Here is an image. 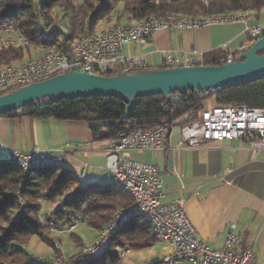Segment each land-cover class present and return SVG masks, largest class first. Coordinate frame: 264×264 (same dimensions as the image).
<instances>
[{"label":"trees","instance_id":"obj_1","mask_svg":"<svg viewBox=\"0 0 264 264\" xmlns=\"http://www.w3.org/2000/svg\"><path fill=\"white\" fill-rule=\"evenodd\" d=\"M264 0H0V28L14 27L29 40L28 47H1L0 67L20 62L30 47L41 49L52 45L67 47L68 41L94 31L103 20L119 13L128 21L151 17L163 18L179 13L193 17L237 11H259ZM69 17L67 32L51 31L53 38L42 36L39 18L51 22ZM120 19V16L118 17ZM215 53L206 56L204 65H220L223 60ZM161 68H168L162 66ZM123 68L99 71L101 75H117ZM12 88L0 92L6 94ZM179 100L167 101L162 94L139 98L129 118L125 119L127 104L119 97H86L41 100L2 116L84 121L89 124L95 141L108 140L127 126L139 127L165 124L181 128L197 120L212 99L215 105H240L264 109V77L253 81L211 91L179 94ZM58 204L57 209L40 220L42 202ZM132 197L110 182H86L81 187L77 171L70 166H44L26 172L8 159L0 161V264L32 263L24 245L32 236H38L51 245L56 254L63 256L57 241L50 237L53 230L74 227L88 222L98 231L114 217L118 208L129 206ZM159 239L152 234L151 222L136 216L118 228L110 246L101 255L81 252L71 256L69 264H116L121 260L120 250L143 249L153 246Z\"/></svg>","mask_w":264,"mask_h":264},{"label":"built area","instance_id":"obj_2","mask_svg":"<svg viewBox=\"0 0 264 264\" xmlns=\"http://www.w3.org/2000/svg\"><path fill=\"white\" fill-rule=\"evenodd\" d=\"M119 16L122 15L115 13L113 18ZM248 17V11L198 17L174 13L163 18L151 17L117 24L102 31L85 30L68 41L66 48L52 45L34 58L0 67V92L66 73L75 66L79 67L78 70L96 74L116 68L126 71L149 69L146 58L125 55L124 47L144 45L160 30L200 29L211 25L245 23V32L254 42L264 34V26L249 24ZM39 22L42 36L50 38H53L52 30L67 32L69 27V17L63 14L56 21L47 22L40 17ZM9 46L28 47L29 40L12 26L1 27L0 48ZM243 52L244 49L240 48L237 53L228 54L223 63L234 62ZM195 54L194 58L185 59L186 65L204 64L201 53ZM183 58L169 51L165 55L164 66L177 67ZM200 93L209 92H195L196 95ZM172 99L179 100V95L173 94ZM170 130L171 127L165 124L127 126L121 133L108 139L106 168L111 172L113 182L132 197V203L118 209L113 219L99 231L97 241L83 247L82 252L94 256L103 254L118 228L132 218L142 216L151 222L152 234L171 248L166 256L154 264H259L253 248H239L241 238L234 232L235 224L231 225L222 248H212L203 242L186 212L185 199L163 202L166 188L159 168L155 164L131 157L133 151H166L169 148ZM181 133L179 149H197L210 142L241 139L249 149L259 151L264 149V109L245 104L206 107L197 120L181 128ZM8 160L17 163L26 172L44 166L70 165L68 154L63 150L48 151L37 147L28 151H13ZM87 167L85 163L77 170L81 187H86ZM57 248H60L58 244ZM31 262L69 264L67 258L59 255L53 259L31 256Z\"/></svg>","mask_w":264,"mask_h":264},{"label":"crops","instance_id":"obj_3","mask_svg":"<svg viewBox=\"0 0 264 264\" xmlns=\"http://www.w3.org/2000/svg\"><path fill=\"white\" fill-rule=\"evenodd\" d=\"M262 10L264 7L248 11V23L263 24ZM132 22L124 16L120 19L112 16L102 30ZM252 44L245 32V23H229L200 29L160 30L144 45L125 46L124 53L146 58L149 68L154 69L164 65L169 51L184 57L179 65L183 66L185 59L196 56L195 52L201 53L204 62L210 53L223 60L240 48L245 52ZM31 58L34 57L28 59ZM213 103L209 99L206 107ZM181 140V126L173 125L166 151H133L130 155L134 160L159 168L166 188L163 202L185 199L186 212L203 242L212 248H222L231 225L235 224L234 232L241 238L239 248L250 246L257 262L264 264V149L253 151L241 139L210 142L197 149H179ZM36 147L63 150L68 154L69 166L76 171L87 163V183L112 181V174L106 168L108 140L95 141L88 123L0 116V161L8 159L13 151ZM170 250L168 244L167 253Z\"/></svg>","mask_w":264,"mask_h":264},{"label":"water","instance_id":"obj_4","mask_svg":"<svg viewBox=\"0 0 264 264\" xmlns=\"http://www.w3.org/2000/svg\"><path fill=\"white\" fill-rule=\"evenodd\" d=\"M70 71L0 95V116L41 100L86 97H119L127 104L128 119L139 98L162 94L171 101L173 94L215 91L264 77V34L232 63L183 65L149 68L117 75Z\"/></svg>","mask_w":264,"mask_h":264},{"label":"rangeland","instance_id":"obj_5","mask_svg":"<svg viewBox=\"0 0 264 264\" xmlns=\"http://www.w3.org/2000/svg\"><path fill=\"white\" fill-rule=\"evenodd\" d=\"M255 13L259 14V12ZM261 13L260 21L263 23L261 25L264 26V10H262ZM58 14L61 15V12ZM58 19L59 17L54 21ZM107 22L108 20H103L99 23V25H97L95 31H101L107 25ZM42 53L43 49L32 46L28 51H26L24 59L26 60L29 57H36ZM213 105H215V103H213ZM59 203L55 205L50 202L43 201L40 220L45 222L46 215L55 211ZM99 231L92 227L88 222L83 221L77 223L73 228L67 226L62 230H53L50 237L57 241L62 251L63 256L59 257L67 258L68 262H70L71 256L81 252L83 247L92 245L97 241L99 238ZM24 248L31 256H35L40 259H53L57 256L54 248L38 236H32L24 245ZM167 252L168 244L159 240L153 246L148 248L139 250L130 249L127 251L120 250L121 260L116 264H154V262L161 260L164 256H166L168 254Z\"/></svg>","mask_w":264,"mask_h":264}]
</instances>
